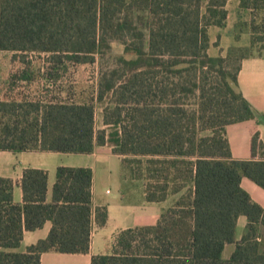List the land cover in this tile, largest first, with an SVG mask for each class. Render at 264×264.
Segmentation results:
<instances>
[{"label": "trees", "instance_id": "16d2710c", "mask_svg": "<svg viewBox=\"0 0 264 264\" xmlns=\"http://www.w3.org/2000/svg\"><path fill=\"white\" fill-rule=\"evenodd\" d=\"M228 1L0 0V53L18 64L0 81V152L90 155L108 147L128 178L146 181L147 203L187 188L155 225L118 232L111 252L91 256L90 264H264V209L240 186L247 178L264 190V143L253 135L252 158L237 161L224 135L231 124L264 122L237 83L241 61L264 59V27L261 34L255 27L264 0H239L251 15L249 45L209 57L208 31L226 27ZM116 40L124 55L113 69L94 81L75 79ZM231 58L233 70L225 68ZM36 83L40 91L26 93ZM187 93L198 99L190 114ZM47 181L44 170H23L16 204L14 182L0 177V264L88 254L93 224L106 225L107 208H92L91 169L57 167L50 198ZM240 217L247 225L236 241ZM46 223V238L20 251L24 233Z\"/></svg>", "mask_w": 264, "mask_h": 264}, {"label": "crops", "instance_id": "0c3cea01", "mask_svg": "<svg viewBox=\"0 0 264 264\" xmlns=\"http://www.w3.org/2000/svg\"><path fill=\"white\" fill-rule=\"evenodd\" d=\"M230 3L231 0H229L226 5L228 15H227V25L225 27L226 28L225 30L230 29L231 31V28L236 23L237 19H239L240 15H242L243 11L238 9L239 0L236 1L234 6H230ZM210 30H218V29L212 28ZM244 38L245 39L240 40V42L239 41L236 42L238 43V47H246L249 45V40H250L249 35L246 34ZM209 41L215 42V40H212L211 37ZM232 46H236L234 41H232ZM237 83L243 98L249 104H251V106L254 108V110H256L258 114L264 116V59L251 58L241 61L240 68L237 73ZM255 134H258L259 140L264 143V122L258 123L255 120H250L241 123L231 124L224 128V135L228 141L230 154L233 160L248 161L252 158L251 140L253 135ZM261 154H262L261 151L258 150L255 159L256 160L262 159ZM29 155L35 157H27ZM70 155H75V154L47 153V152H27V153L0 152V177L11 179L14 182L13 200L16 204L22 203V191L20 188V180L22 177L23 170H25L26 168H32V169L44 170L47 172L48 198H50L52 187L55 182L56 169L57 167L64 166V167H81V168L91 169L92 208L93 210L97 207H103V206L107 208L108 220L106 225L103 228H98L94 224L92 226L91 237H90V248L88 254L66 255V254L46 253L41 255L40 264H90L91 256L103 255V252H101V250H97L96 242L101 238L104 239L103 234H105L104 232H106L105 230H107V228L109 229L115 228L117 230V232H115V234L112 237V243H111V247H112L114 236L118 232L126 229L155 225L161 214L160 213L158 215L156 210L153 209L151 214L146 215V213L148 212L147 205H160L163 203L160 204L147 203L144 198L143 188H142L141 199L136 204L135 203L130 204L125 202L124 194L123 192H121V190L120 191L118 190V195L112 199L97 198L96 181H95V174L93 168L88 165L68 164L61 161L60 159L61 156H70ZM78 156H90L93 157L95 161H97L102 156L116 157L117 159L120 160L119 157L114 156L111 153V149L108 147H96L94 153L90 155H78ZM240 186L251 197L253 202H255L260 207H262V209H264L263 189L258 187L256 184H254L252 181H250L247 178L241 179ZM105 195H110V193H108V191H105ZM163 210L164 209H162V211ZM246 225H247V220H246ZM50 227H51L50 223H46L44 227L40 230L24 233L23 240L19 250L24 251L25 248L28 247L29 245L35 244L37 241L46 238L50 230ZM241 237L240 236L238 238L236 237V230H235L236 241H239ZM110 252H111V248H110ZM232 252H230V255L232 254ZM224 259H228V258L224 257Z\"/></svg>", "mask_w": 264, "mask_h": 264}, {"label": "rangeland", "instance_id": "374dc122", "mask_svg": "<svg viewBox=\"0 0 264 264\" xmlns=\"http://www.w3.org/2000/svg\"><path fill=\"white\" fill-rule=\"evenodd\" d=\"M237 0H231L230 6H234ZM264 11L259 14V17H255V27L258 28L257 33L261 34L262 27H264ZM262 17V18H261ZM251 15L249 12L243 11L242 15H240L239 19H237L236 23L233 27L228 30L218 29V30H210L208 31L209 39L211 37L212 40L209 41V48L207 50V54L209 57H223L227 56L228 50L231 47H238V43L240 40L245 39L244 36L246 34L250 37V30H249V21ZM235 20V17H234ZM233 20V21H234ZM232 21V20H231ZM241 23L242 30L239 32H234L235 26ZM243 25H246L243 27ZM232 34V35H231ZM238 35V36H236ZM219 37V38H217ZM232 41H234L236 46H232ZM217 43V46L215 45ZM124 46L123 42L116 40L112 41L110 44V49L106 51L103 55L97 58V61L94 65L87 67L86 69L78 68V72L75 75L76 80L82 81H94L97 79L99 73L101 71L113 69L116 65L117 58L119 56L124 55ZM128 55V54H125ZM236 65V61L231 58V60H227L225 63V68L229 70H233ZM18 67L17 63L11 62V54L10 53H0V81H3L10 72L15 71ZM214 73L209 75L210 82L214 79ZM68 74L67 76H69ZM69 80V78L67 79ZM40 83L35 84L32 86H26L25 91L26 93H30L34 95L35 92L40 91ZM2 84L0 85V89L2 88ZM190 88V87H189ZM5 92H3L4 94ZM15 93V91H14ZM197 94L193 95L191 93L184 94V111L186 114L192 113L196 109L197 104ZM96 128H101V118L100 112L97 110L96 113ZM204 133L200 132L199 129L197 130V135L201 137ZM27 157H35V156H27ZM61 161L68 164H83L88 165L93 168L95 174V181H96V189H97V198L99 199H112L118 195V190L123 192L124 200L127 203H138L142 196V188L146 184L145 180H131L128 178L129 173L128 171H124L121 162L116 157H104L102 156L97 161L94 160L93 157L90 156H78V155H70V156H61ZM121 159V158H120ZM143 162L142 170L145 169V162L146 158L141 159ZM105 191H108L110 195H105ZM187 188H183L180 193L174 196H169L167 201L160 205H147V213L146 215L151 214L153 209L156 210L157 214L159 215L162 212V209H167L172 207L175 201L179 199L181 195L186 193ZM151 209V210H150ZM245 225L246 219L244 217H240L237 226H236V237L243 236L245 233ZM105 234H103V238L97 240L96 248L97 250H101L103 254L109 253L112 243V237L117 232L115 228H107L105 230ZM234 249L233 245L226 246L223 252V258H229L230 252Z\"/></svg>", "mask_w": 264, "mask_h": 264}]
</instances>
